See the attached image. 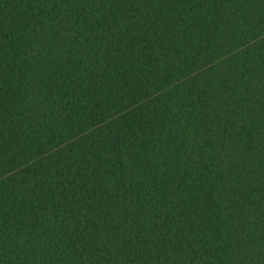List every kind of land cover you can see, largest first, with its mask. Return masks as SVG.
Instances as JSON below:
<instances>
[{
    "label": "trees",
    "instance_id": "trees-1",
    "mask_svg": "<svg viewBox=\"0 0 264 264\" xmlns=\"http://www.w3.org/2000/svg\"><path fill=\"white\" fill-rule=\"evenodd\" d=\"M0 264H264V0H0Z\"/></svg>",
    "mask_w": 264,
    "mask_h": 264
}]
</instances>
